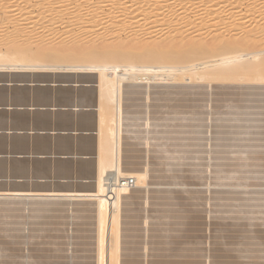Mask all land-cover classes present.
Wrapping results in <instances>:
<instances>
[{
    "label": "rangeland",
    "instance_id": "obj_1",
    "mask_svg": "<svg viewBox=\"0 0 264 264\" xmlns=\"http://www.w3.org/2000/svg\"><path fill=\"white\" fill-rule=\"evenodd\" d=\"M9 1H6V2H9ZM12 1H15V0H12ZM24 1L25 0H16V3L17 4L19 3V5H14V7H16L14 9L18 8V11L20 12L19 9H21V8L23 9L25 7V9L28 10V12L26 14L23 15V14H20L21 13L20 12V13H17L16 15L14 14V16H12V18H11V21L9 20V22L8 21L0 22V53H9V54H11V53L20 54L21 52L23 53L24 46L26 47L27 44L34 41V39L36 37H39V36L44 34L41 30L42 28H44L41 26V21H38L39 23L36 26L37 28H39L38 30H36L34 32H29L31 27L34 25V22H37V21H33V19L31 18L32 13L30 11L32 9V7H31L32 2L29 0H26L25 1L26 4H25V3H23ZM27 2H29V3H27ZM10 3H12V2L10 1L8 4L5 3V5H0V14L3 10H5V8H9L10 6H12V5H9ZM22 4H24V5H22ZM27 4H29V5H27ZM59 6L60 5H52V7L56 8V9H60ZM193 34L194 33L184 34V39L191 40V37L193 36ZM56 38L57 37H55L53 35H47V34L45 35L44 34V39L47 41H50V42H53L55 40L57 42L59 40L60 42L63 43V42H66L67 40H69L71 37H69V35L63 34L58 40ZM90 38L91 37H87V38H85V40L88 41ZM193 40H191L190 42H192ZM13 41H14V43H13ZM205 42H207V41L205 40L201 44H204ZM47 53H48V50H42L41 52H39V54H38L39 59L38 60L36 59V60L31 62L33 65H37V66H27L25 68L19 67L16 64L12 63L11 59L14 58L13 56L10 58L11 61L8 63H5L2 60H0V190L1 189L2 190H7V189L11 190L12 187H13V190H16L17 188L19 190H21L20 188H26L25 190H31L32 187L45 186L47 184L46 187L47 188L49 187L50 189H58V188L65 189L68 187L67 190L69 189L70 191L73 190L75 192L76 191L82 192L83 194H86V196H88V197H95L96 193H94V192L97 188L96 179H97V174H98L97 173V160H98V156L100 153V147L96 143L97 138L99 137L97 113H98V109H99L100 105L102 104V102L100 103L98 101L100 90H99V86L97 85L98 84L97 82H99L98 81L99 77H97V76H99V74H98L99 70H96V69L81 70V69H73V68H63L64 67V61L63 60L57 61V64L53 67H50L49 64H45L44 66L43 65L38 66V63L40 62V60L43 59L47 55ZM175 56H173L171 58L174 59ZM29 65H30V62H29ZM187 83L190 84L189 81H186L183 84L181 83V84H177L175 86L172 84H158V87L154 85V87L152 86L150 88V90H152V91H150L152 99L147 100L144 98V93H142L145 90V89H142L144 87L143 85H142V87L137 86V89H135L136 87L133 86L134 85L133 83L125 81L124 90L125 89L126 90L124 91L125 94L123 96L125 99L126 98L127 99L126 100L124 99V104H125V107L129 109V110L127 109L128 111H126V109H125V111H126L125 115L127 114V112L129 114H131L130 111L132 112V114L134 112L136 113V114L135 113L133 114L136 116V118H134L132 120L130 119L131 121L130 120L127 121V123H126L127 126H125L124 150L128 152L127 157H125V159H126L125 162H133V161L139 162V159H141L140 162H142V163L141 164H139L140 162L136 163L135 166H142L146 162H150L152 164H150L151 170H150L149 174H150V178L152 180L158 181V179H159L161 181V179H162L163 181H166V180L168 181V179L169 180L178 179L180 182L182 181L185 184L184 185L181 184L180 186L176 185V184H170V185L169 184H167V185L162 184L164 187L162 185L152 186L153 188L154 187L158 188L160 186L162 188L161 189L159 187L162 190L161 195L164 194V196L165 195L169 196V194H170L171 200H170V198H166V200H165V197L160 198V199L154 197L155 199L153 202V198H152V200L150 199L151 205L155 206V207H152V210L149 209V213L150 212L153 213V214H151V218H150L151 223L149 225V228L144 227V224H140L138 222L139 220L141 222L143 215H145L147 213L142 210V207L139 203L134 205L135 211L133 210L132 212H129V214L138 213V215L136 214L138 217H135L137 219H134V217H125V218H127V220H130L129 222L137 220V223L135 224L136 226L133 225V223H127L126 225L123 226L124 234L130 235V236L124 237L125 241L129 242V244L127 242H125L124 245L129 246L133 243V245L136 244V246L138 245L141 247V241L144 239H148L149 243L151 244V246L148 247L149 249H147V250L133 249V251L138 252V253H146L147 252L146 254L149 255L150 259L151 258H157L158 259V257L160 259L161 257L163 258L166 255V259H170L171 258L170 256H172L171 260L174 259V257H175L174 260L185 258V259H182L185 261H186V259L192 260V258H193V259H196V262H201V261L209 262L210 259H211L210 261L213 260L214 262L231 260L233 262L236 261L235 263L238 262V264H240V263H244V262H249L251 259L252 260L257 259L259 256L260 258H258V259H260V260L263 259L261 261H264V243H263L264 240H261V237H260V233L262 231H264V229H261L259 227L261 221H264V186H263L262 190H260V191L256 188L257 186H255V183L256 184L264 183V106H263L264 101H262L263 104L260 101V100H262V97L264 99V93H261V92H264V83H262V85L259 83L258 84L257 83H253V84L251 83L252 85H254V84L257 85L256 86L257 89L254 88L255 86L254 87L252 86L254 89H256V90H253V88L252 89L250 88L251 84L249 85V83H247V84L243 83L242 84V83L238 82L235 84V82L234 83L232 82L230 84V83H224V82H214V84L213 83L210 84V83H205V82H202V83L198 82V84L197 83L194 84L195 88H197L196 85H198L197 93H193V94H191V96H190V94H182V93L177 94V90H178V92H180L179 90H181L182 86L188 85ZM130 84H132V89L130 88V86H131ZM200 84H201V87H199ZM246 85H249V87ZM234 86H236V87H234ZM133 89L138 90L139 93L138 94L132 93L131 94L132 97H130L131 95H129V93H131V91ZM202 89H204V90H202ZM194 90L196 91V89H194ZM198 90H201L203 93L205 91H207V92H205L203 94L200 91L202 93L201 94V93H199ZM219 90H220V92H219ZM251 90H253V92L256 93V95L259 94V93H257L258 91L260 92V94L255 96V94ZM173 91H175V95L173 94ZM247 91H249L251 94ZM233 93H238V94L240 93L241 96L244 95L243 98L245 96H246V98L248 97L249 101L243 100V101H241V103H239L238 101H233L232 98H230L233 96L232 95ZM242 93H244V94H242ZM245 93H247V94L245 95ZM168 94H170V95H168ZM252 94L256 98H252L253 97ZM163 95H164V98H163ZM247 95H249L251 97H249ZM127 96H129L131 99H128ZM187 96H188V98H187ZM259 96H262V97H260L261 98L260 100L258 98ZM168 97L173 98L174 101L177 98L176 102L171 101L172 100L171 99V100H169V101H171L170 105H166L167 102H165V101L168 100V99H166ZM193 97H194V99H198V101L194 100ZM250 98L252 100H250ZM153 99L155 101H153ZM189 99H191V100L189 101ZM138 100L141 103L138 102ZM184 100H186V101H184ZM128 101H130V102H128ZM251 101H253V102H251ZM236 102L238 103V105ZM257 102H259V104ZM129 103H130V105H129ZM253 103H254V105H252ZM255 103H257V104H255ZM161 104H163V105L161 106ZM173 104H175V107L172 106ZM195 104H196V106H195ZM230 104H232V105L230 106ZM239 104L241 105V107ZM243 105H244V107H242ZM249 105H250V107L254 106V108H255V106L257 108L260 107V109L258 110L256 108L257 110L255 109L256 112L254 111V113H252V116L247 114V116L249 118L247 117L245 119L246 124H244V127H240V126L235 127L234 125L232 126L231 123H227L228 120H222L219 122V120L216 119V117H218L220 114H221V116H223L222 114H224V113L218 114L217 112H219V111L220 112H224V111L225 112H232V109H233V112H240L242 110L246 111L247 109L250 108V107H248ZM168 106H170V107H168ZM188 106H189V108H188ZM220 106H223L224 110L221 111L220 108L221 109H223V108ZM157 107L159 110L157 109ZM218 107H219V109H218ZM239 107H240V110H239ZM173 108L177 109V110H174ZM193 108H194L195 112H194ZM171 109L174 112L177 111L178 113H176V112L171 113V112H173V111H171V112L169 111ZM228 109H230V110H228ZM180 110H182V111H180ZM183 110H185V111H183ZM234 110H236V111H234ZM260 110H261V112L259 115L258 114L259 112H257V111H260ZM150 111H152L153 113ZM192 111L196 114H193ZM244 111H242V112H244ZM208 112L209 113L211 112L212 114L210 113V115H209ZM191 113H192V115H194L196 117L204 115L208 119L207 122L209 125L205 128H202V130L204 129L203 131H205L203 136L206 135L208 137L210 135V137L212 136V138H213V139L211 138V140H208V139L203 140V142L205 144L202 145L204 147L202 148V151L200 150L199 152L194 151V149L196 148L195 147L197 145L196 143L199 144L200 140L204 139L203 137L202 138L200 137V139L199 138L196 139L197 141L199 140V142H197L194 138L191 137L189 132H187V133L186 132H178L179 134L176 132L177 135L173 136L175 132L171 131L172 130L171 127H173L174 125H181V124H185V123H186L185 125L188 124L187 125L188 127L187 126H185V127H187V129H191V124L196 123V119L195 120L188 119V117L191 115ZM146 114L147 115L152 114V115H150L151 117H153L150 119V125L142 127L141 132H136V128L139 127V124H140L139 121L144 120V118L147 116ZM228 114H225V115H228ZM230 114L232 115V113H230ZM62 115H65L64 118H66V119H63ZM257 115H259L258 116L259 119H258ZM260 116H261V118H260ZM260 119H262L263 122H261ZM248 120H252L253 122L258 123L257 126L252 127V128L258 127L257 128L258 131H255L257 129L254 130L251 128L252 129L251 134L257 133L256 138H255V134L252 136L254 141L252 139L249 141L248 140L245 141V140L241 139V142L245 141L242 143L247 144L249 142L248 145L253 146V147H250L251 149L249 148V150H246L245 152H239V151H234V150L230 151L225 146H223V147L220 146V148H219V145L226 144V143H222V141H226V138H224V137L226 136L227 133H224L222 131V130L226 131L224 129V128H226L225 126H227L228 128L230 127L229 128L230 131H236L237 129H238L237 131H240L239 128H243L241 130L246 131V130H248V128H246ZM136 122H138L137 123L138 125L136 124ZM166 122L169 124L173 123L174 125L173 126L171 124L169 125V127L170 126L171 127H170V131L167 133L168 138L166 137L167 138L166 141L164 140V142H165L164 147L163 146L157 147V146H155L156 145V143H155V145L152 144L150 147L148 146V148H147L146 145L142 144V139H143L142 137L146 135L147 131L150 130V128H153L155 126L153 128L155 130L156 126H158L157 130H159L160 128L162 129V128H164V126H165L164 124ZM215 122H217V123L215 124ZM133 124L135 126L136 125L137 126L135 127ZM214 124L215 125L218 124L219 128H218V126H214ZM261 124H263V125L260 128ZM221 125H223L224 127ZM159 126H161V127L159 128ZM216 127H217V129H216ZM232 127L233 128L235 127L234 129H236V128L237 129L234 130ZM228 128H227V131L230 132L228 130ZM217 130L222 131L223 134H225V136L222 135V133L220 134L221 135L220 136L218 134V132H216ZM261 132H262V135H260ZM169 133L170 134L173 133L172 134L173 138L171 137V135ZM215 135H217V136H215ZM169 136H170V138H169ZM176 136L178 137V139L176 138ZM261 136H263V137H261ZM127 138H128V141H127ZM188 138H190V139H188ZM222 138L224 140H222ZM63 139L68 142V145L66 147L61 145V141ZM216 139H218V141H216ZM256 139L259 141V143ZM259 139H261V140H259ZM207 141H210V142L208 143ZM229 141L230 140L227 139L226 142H229ZM250 141L253 143L256 141L257 142L253 144ZM260 141H261L262 146L260 144ZM125 142H126V144H125ZM156 142H158V141H156ZM172 142H178V143L180 142L181 144L179 143L177 149H175V152L170 154V152L166 151V150H168L169 148H171V146H173ZM44 143H45V145H43ZM148 143H152V141H149ZM185 143H186V145H184ZM193 143H195L194 144L195 146L193 145ZM242 143H240V140H239V142L237 141L235 143V146H238V145L241 146ZM257 143L259 144L257 146L259 148V150L255 149V146L257 145ZM201 144H203L202 141H201L200 145ZM215 145L220 150H221V148L223 150L222 151L219 150L217 152L216 149H218V148L215 147ZM132 146L137 148V149L133 148ZM260 146L262 147L263 151L260 150L261 149ZM214 147H215V149H214ZM157 148H159V150ZM253 148H254V150H253ZM155 149H157V150H155ZM257 150H258V152H257ZM139 151H140V153H139ZM215 152H217V153L215 154ZM214 154L218 157L215 158ZM148 156H150V157H148ZM169 156H177V159H178L177 163H174L173 166L171 164H168V165H170V167L166 164L171 159V158H169ZM132 158H133V160L131 161ZM154 158L157 160V162ZM142 159H146V160H142ZM245 159H248L251 164L249 166L246 165V166L240 167L239 164H241ZM164 161H166V163ZM61 163H66L68 165L69 170L67 172L61 171V169H60ZM228 163H229V165H228ZM230 163H231V166H230ZM83 164H87V166H88L87 170H84L82 168ZM238 166H239L238 171H236L234 173H232V171H229V170H233L234 167L237 168ZM225 167H227V168H225ZM253 169H255V170H253ZM253 171H254V173H253ZM227 176H230V177H227ZM163 177L165 178V180ZM200 179H201V182L203 184H197L198 185L197 186L195 183H197ZM196 180H198V181H196ZM236 180H239L241 182V185H237L239 183H237ZM233 183L235 185H229V184H233ZM192 185H193V187H192ZM250 185H252V186L250 187ZM173 186H175V187H173ZM258 187H260V186H258ZM41 188H43V187H41ZM222 188H227V191L220 192V195L216 194V196L219 195L218 198H216V199L213 198V199H211L212 201L210 200V203H206L207 199H209L212 194L214 195L216 193L214 191L222 189ZM22 190H24V189H22ZM168 190L171 192H169ZM153 194H156V193L153 192ZM229 194H231V195H229ZM197 198H199V199H197ZM83 199H85V200L81 199L80 201L79 200L76 201V204L78 206L76 204L72 205V208H73L72 210L74 212L71 209H68L63 214L50 217V219H48L47 227H46V224L43 225V227L45 228V230H43V231L37 230V229L41 228L38 224H37L38 225L37 227L32 226V224L31 225L30 224H27V225L21 224L22 226H24V227H22V229L25 228V230L24 229L20 230V231L18 230L20 232V235H21L20 236L19 232H17V233L15 232V228L17 226L14 228V224L12 226V223H10V225L12 226L11 227L7 223H6V225L3 223H0V225L2 224V226H0V232H1L0 233V237H1L0 238V245H2V246H0L2 249V250L0 249V252L2 253V254L0 253L1 254L0 255V261L4 262V263L1 262L0 264H8V263L9 264H42V262H43V264H95L96 260L93 257L94 253H95L93 248H95L94 243L96 241V238H94L95 233H96L95 232L96 224L94 221H96V220L94 218L90 217L93 214V212L88 210L89 206L91 205L90 203L93 202L92 200H94V199H91V198H83ZM86 199H88V201H86ZM156 199H158V201ZM177 200H178V202H177ZM161 201L162 202H169L168 208H172L173 210H175V211H171V213H175L174 215H176L178 213L177 217L179 219L177 217H176V219H174V218L170 219L169 217L164 216L165 211H163V209H162L164 207L163 204H160V205L155 204L156 202H161ZM218 202L219 203L222 202L221 204L225 203L226 205H223V206H221L223 208L220 207L218 209V206H220ZM249 202H251V203H249ZM85 203H86V205H85ZM153 203H154V205H153ZM83 204H84V206H83ZM188 204H190L191 206L194 207V208L192 207L191 210L195 209L193 211H195L196 213H194L193 211L190 210V206ZM245 204H248L247 208H246ZM161 205H162V207H161ZM174 205H175V207H174ZM18 206H21L20 207L21 209ZM79 206H80V208H79ZM171 206H173V207H171ZM226 206H227V208H226ZM239 206H241V207H239ZM17 207L20 209V211L19 210L16 211L17 213H21V212L23 213V211H24L23 214H26L27 212H25V211H28V210H26L27 208H25V206L21 205L20 203L17 204ZM156 208H157V210H156ZM187 208H189L188 209L190 211V212L188 211L189 214L187 213ZM153 209H155V210H153ZM200 210H201V212L199 213L198 211H200ZM88 211L92 214L88 213ZM160 211H161V213H160ZM209 211L210 212L212 211V212L210 213ZM16 212L14 213L15 215H16ZM72 213H73V215H72ZM141 213H143V214H141ZM165 213H167V210ZM202 213H204V214H202ZM235 213L236 214L241 213V214L236 215ZM7 214L8 215L9 214L14 215L11 212L9 213V211L7 212ZM126 214H128V213H126ZM139 214L142 217H140ZM158 214H160V215H158ZM154 215L158 216V217H155ZM198 215L201 217H199ZM160 216H162L161 217L162 220L160 223L156 224L155 220L157 218H159ZM195 216H196V218L197 217L198 218L196 219ZM233 216H234V218L232 219ZM193 217H194V219H193ZM180 218L181 219L184 218L183 221H186V223L183 222L184 224L182 225L181 224L182 220ZM10 219H11V217H10ZM79 219H81V220H79ZM174 221H176V223ZM190 221H193V222L190 223ZM171 222H174V223H171ZM177 222L179 223V225ZM196 222H197V224L195 225L194 223H196ZM231 222H232V224H231ZM58 223H59V225H58ZM172 224H173V228L168 227V226H172ZM174 224L177 225L178 227L180 226V228L176 227ZM7 225L10 228H7L8 227ZM51 225H52V227H51ZM162 225H163V227H162ZM234 225H236V228H234L235 227ZM26 226H27V228H26ZM31 226L36 227L35 230H33V228L31 229ZM81 226H83V227H81ZM129 226L131 229L129 228ZM231 226H233V227H231ZM28 227H29V229H28ZM190 227H192L193 230ZM195 227H197V228H195ZM219 227H220V229H219ZM12 228L14 230H12ZM134 228L137 230H135ZM175 228H176V230H175ZM205 228H207V229H205ZM241 228H242V231H241ZM247 228H248V230H247ZM146 229H148V230H146ZM168 229H169V231H168ZM127 230L129 233H127ZM181 230H184V231L181 232ZM194 230L198 231V232H195ZM35 231H36V233H35ZM137 231L138 232L141 231V232L138 233ZM150 231H152V232H150ZM187 231L190 235L185 236ZM257 231L260 233L258 234ZM26 232L28 233L29 237L26 235L27 234ZM37 232L40 234H37ZM162 232L165 234H163ZM176 232H178V233L180 232V234H178ZM33 233L40 235V236L34 237V236H32ZM191 233H193L194 235L193 234L191 235ZM152 234H153V237H151ZM249 234H251V235H249ZM163 235L165 238L163 237ZM257 235H259V236L256 237ZM6 236H7V238H6ZM62 236H63V238H62ZM159 237H161L162 239ZM170 237H173V238H170ZM21 238H22V240H21ZM23 238H25V240ZM155 238H157V240ZM9 239L11 240L10 242H9ZM28 239H31V241H27ZM218 239H220V241ZM6 240H8V242H6ZM216 241L218 244L216 243ZM168 242L171 244H169ZM197 242H199V243H197ZM222 242L225 245H227V249H224L226 247H224L225 245ZM246 242H247L248 247L246 246ZM152 243H154V244H152ZM184 243L186 246H188L187 248H189V249L186 248ZM219 243L221 244V246ZM156 244L157 245L159 244V246H157ZM182 244L184 245L183 246V249L185 248L184 250H181ZM189 244L190 245L194 244L193 245L194 247L191 246V248H190ZM243 244H245V245H243ZM16 245H18V246H16ZM233 245H234V247H233ZM235 245H237V246H235ZM156 246L159 248H157ZM155 247L157 248V250ZM199 247L202 248L203 250L200 249ZM233 248H234V250H233ZM159 249H160V251L163 249L162 253L160 251H158ZM124 250L126 251V249H124ZM155 250H156V252H154ZM180 250L184 251V253L182 252V253L178 254V252H180ZM19 251H20V253H19ZM62 251L65 253H63ZM215 251L218 252V254ZM245 251L249 252V254L246 253ZM152 252H154V253H152ZM155 253H156V255H155ZM186 253H187V255H186ZM212 253H213V255H212ZM5 255H7L8 257H10V255H11L9 262H8L9 258L7 260V258H5L7 256H5ZM157 255H159V256H157ZM179 255H181L183 257H181ZM216 255H218V256H216ZM155 256H157V257H155ZM247 256H250V257H247ZM3 257L5 260L3 259ZM89 257H91V258H89ZM208 257H209V260H208ZM218 257H220V258H218ZM237 257L239 258V260H237ZM197 258L199 261L197 260ZM1 259H3V260H1ZM206 259H207V261H204ZM193 261H195V260H193ZM39 262H41V263H39ZM50 262H52V263H50Z\"/></svg>",
    "mask_w": 264,
    "mask_h": 264
},
{
    "label": "bare ground",
    "instance_id": "obj_2",
    "mask_svg": "<svg viewBox=\"0 0 264 264\" xmlns=\"http://www.w3.org/2000/svg\"><path fill=\"white\" fill-rule=\"evenodd\" d=\"M6 1H9V0H0V5H5V3L8 4L11 1L12 3H10L9 5H12V6H10V7L8 6L9 8H5V10H3L1 12L0 22H6V21L9 22V20L11 21V18H12V16H14V14L16 15L17 13L21 12L20 14L24 15L28 12V10H26L25 7L23 9L22 8L19 9L20 12L18 11V8L14 9V8H16V7H14V5H19V3L18 4L16 3V0L15 1L10 0L9 2H6ZM25 1L23 3H25ZM29 1L32 2V4H31L32 9L30 11L32 13L31 18L33 19V21H37V22H34V25L31 27L29 32H34V31L38 30L39 28H37L36 26L39 23L38 21H41V26L44 27L41 30L45 35L46 34L47 35H53V36L57 37L56 38L57 40L63 34L69 35V37H71V38L69 40H67L66 42H63V43L60 42L59 40L57 42H56V40L53 42H50V41H47L44 39V34H43L39 37H36L34 39V41H32L31 43H28L26 47L24 46L23 53L22 52L20 54L0 53V60H2L5 63H8L12 60V63L16 64L19 67H24V68L27 66H37V65H33L31 62L36 60V59L37 60L39 59L38 58L39 52H41L42 50H48L47 55L43 59L40 60V62L38 63V66H42V65L44 66L45 64H49L50 67H53L57 64V61L63 60L64 61V67L63 68H73V69H81V70H87V69L99 70V72H98L99 76H97V77H99V80H98L99 82H97L98 83L97 85L99 86V90H100L98 101L100 103L102 102V104L100 105V107L98 109V113H97L99 137L97 138L96 143L100 147V153H99L98 160H97V173H98L97 179H96L97 188L94 192V193H96L95 197H88V196H86V194H83L82 192H77V191L75 192L72 189H71L72 191H70L69 189L67 190L68 187L65 188V190H62V188L50 189L49 187L48 188L45 187L47 184L45 186H42L43 188H41V187L36 188L35 187L34 189L32 188L31 190H25L26 188H20L21 190H19L17 187L16 188L18 190L16 188H15L16 190H13V187L11 190H9L7 188H6L7 190L1 189L0 190V223H3L5 225L7 223L9 226H11L10 223H12V226L14 224V228L16 226L18 227V228L17 227L15 228L16 233L19 232L20 230H23V229L25 230V228L22 229V227H24L22 225H24V224H26V225L32 224V226H36V227L39 225L41 228L38 227L39 229H37V230L43 231V230H45L43 225L46 224V227H47L48 219H50V217L63 214L68 209L72 210L73 209L72 205L73 204L75 205L76 201H78V200L80 201L81 199L85 200L83 198H91L94 200H92L93 202L90 203L91 204L90 206L88 205L89 206L88 210L92 211L93 214L90 213L89 211H88V213L92 214L93 216L91 215L90 217L94 218L96 220V221H94L96 224V227H95L96 233H95V237H94V238H96V241L93 239L95 241V243H94L95 248H93V250L95 252L94 256H93L96 260V262L94 261L95 264H238V262L235 263L236 261L233 262L231 260L214 262L213 260L210 261L211 259L209 260V257H208L209 262H203L201 260H200L201 262H196V259H193V258H192V260L186 259V261L182 260L185 258L174 260L175 257H174V259L171 260L172 256H170V255H169L171 257V258L169 257L170 259H166V255L164 256L165 258L161 257L159 259V257H158V259L157 258H151L150 259L149 255L146 254L147 252L146 253H138V252L133 251V249H143V250L149 249L148 247H150L151 244L149 243L148 239H144L141 241V247L138 245L136 246V244L133 245L132 242H131L132 244L129 246L124 245L125 242H127V241H125L124 237L130 236V235L124 234L123 226L126 225L127 223H133V225H135L137 223V220L129 222L130 220H127V218H125V217H134V219H137L135 217H138L137 216L138 213H136L137 215L133 214V213L129 214V212H132L133 210L135 211L134 205L139 203L142 207V210L147 213V214L143 215V217L139 214L140 217H142V220H141V222H140V220L138 222L140 224H144V227L149 228V225L151 223V221H150L151 214H153L151 212L149 213V209L152 210V207H155V206L151 205L150 199L152 200V198H153V202L155 199L154 197L159 198V199L165 197V200H166V198H170V200H171L170 194H169V196L168 195L164 196V194L161 195V192H162L161 189L162 188L160 186L159 187L161 189L158 186H157L158 188H155V187L153 188L152 186L162 185V184H164V185L176 184V185L180 186L181 184H183V185L185 184L182 181L180 182L178 179H172V180L168 179V181L167 180L163 181L161 179V181H160L157 178L158 181L152 180L150 178V174H149L150 170H151L150 164H152L150 162L145 161L146 163L142 166H135V164L139 163L141 161V159H139V162H135V161L125 162V160H126L125 157H127V155H128V152L124 150L125 126H127L126 125L127 121H129L130 119L132 120V119L136 118V116L133 115L135 112L132 114L131 111H130L131 114H129L127 112V114L125 115V112L128 111L129 109L126 108L125 104H124L125 98L123 95L125 94L124 91L126 90V89L124 90V88H125L124 84H125V81L131 82L134 84L133 86L136 87L135 89H137V86L142 87V85H143L145 88L143 87L142 89H145V90L142 93H144V98L147 100L152 99L151 92H150L152 90H150V88L152 86L154 87V85L158 87V84H172L175 86L177 84H181V83L183 84L184 82L189 81L190 84L187 83L188 85L182 86L181 90H179L180 92H178L177 89L176 90H177V94L178 93L190 94V96L193 93H197L198 85H196L197 88H195L194 84H196V83L198 84V82H200V83L205 82V83H210V84H212V83L214 84V82H224V83H230V84L232 82L233 83L235 82V84L240 82L242 84L243 83L244 84L249 83V85L251 83L252 84L253 83H257V84L259 83L262 85V83H264V0H29ZM27 3H29V2H27ZM22 5H24V4H22ZM27 5H29V4H27ZM52 5H60L59 6L60 9L53 8ZM186 33H194L193 36L191 37V40L194 39L192 42H190L191 40L184 39V34H186ZM87 37H91V38L88 41H86L85 38H87ZM205 40L207 42H205L204 44H201ZM13 43H14V41H13ZM12 56L14 58H12L10 60V58ZM173 56H175L174 59L171 58ZM29 62H30V65H29ZM252 84L250 85V88L252 89L254 86H255L254 88H256L257 85H255V84L252 85ZM130 85H131L130 88L132 89V84H130ZM249 85H246V86L249 87ZM199 87H201V84L199 85ZM234 87H236V86H234ZM254 88H253V90L257 89V88L256 89H254ZM135 89H133L131 91V93H129V95H131L132 93L138 94L139 93L138 90H135ZM194 89H196V91ZM204 89H202V90H204ZM253 90H251V91L253 92ZM175 91H173L174 95H175ZM198 91H199V93L202 92L201 90H198ZM205 92H207V91H205ZM219 92H220V90H219ZM247 92H249V91H247ZM257 93L260 94L259 91ZM261 93H264V92H261ZM237 94L238 93H233L232 94L233 96L230 98H232L233 101H238L239 103H241V101H243V100H246V101L248 100V97L246 98V96H245L243 98L244 95L241 96L240 93L238 95ZM242 94H244V93H242ZM246 94L247 93H245V95ZM254 94H255V96L259 95V94L256 95V93H254ZM168 95H170V94H168ZM247 96H249V95H247ZM252 96H253V94H252ZM127 97H128V99H131L130 97H132V95L130 97L129 96H127ZM249 97H251V96H249ZM260 97H262V96L258 97L259 100L261 99ZM163 98H164V95H163ZM187 98H188V96H187ZM252 98H256V97L253 96ZM154 99H153V101H155ZM166 99H168L167 101L164 100L165 102L168 103V104L166 103V105H170V102L174 101L173 98H171V97H168ZM176 99L174 102H176ZM193 99H194V97H193ZM169 100H171V101H169ZM190 100L191 99H189V101ZM194 100L198 101V99H194ZM250 100H252V99L250 98ZM184 101H186V100H184ZM253 101H251V102H253ZM260 101H261V103H262V101H264L263 97H262V100H260ZM128 102H130V101H128ZM138 102H140V101L138 100ZM257 103L259 104V102H257ZM257 103H255V104H257ZM129 105H130V103H129ZM162 105L163 104H161V106ZM231 105L232 104H230V106ZM237 105H238V103H237ZM250 105L248 107H250ZM252 105H254V103ZM172 106L175 107V104H173ZM195 106H196V104H195ZM158 107H157V109H158ZM168 107H170V106H168ZM220 107L223 108V109L220 108L221 111L224 110L223 106H220ZM240 107H241V105H240ZM240 107H239V110H240ZM242 107H244V105ZM188 108H189V106H188ZM250 108L247 109L246 111L242 110L244 112H242V111L233 112V109H232V112H225V111L220 112L219 111V112H217L218 114H220V113H224V114H222L223 116H221V114L219 116L217 115L218 117H216V119L219 120V122L222 120H228L227 123H231L232 126L234 125L235 127H238V126L244 127V124H246L245 119L248 117L247 114L252 116V113H254V111L257 107L255 106V108H254V106H251ZM125 109H126V111H125ZM218 109H219V107H218ZM230 109H228V110H230ZM257 109L259 110L260 107ZM174 110H177V109H174ZM193 110H194V108H193ZM169 111L171 112L173 110L171 109ZM180 111H182V110H180ZM183 111H185V110H183ZM234 111H236V110H234ZM150 112H152V111H150ZM175 112L178 113L177 111H175ZM175 112L173 111L171 113H175ZM194 112H195V110H194ZM194 112H193V114H196ZM257 112H259L258 114L260 115L261 110L257 111ZM210 113H209V115H210ZM228 113L229 114L232 113V115L231 114L229 115ZM225 114H228V115H225ZM150 115H152V114H150ZM150 115L148 114L145 118L143 117L144 120H140L141 122L139 121L140 124H139V127L136 128V132H141L142 127L150 125V119L153 118ZM259 115H257V117ZM260 118H261V116H260ZM188 119H193V120L196 119V123L191 124V129H187L188 124L185 125L186 123L181 124V125H174L173 123L172 124L170 123L172 126L174 125L173 127L170 126L172 128L171 131L175 132L173 136L177 135L178 132H186V133L189 132L191 137L194 138L195 140L198 138L200 139V137L201 138L203 137L204 139L200 140V143L202 141L203 144L200 145V143L199 144L196 143L197 145L195 146L194 145L195 143H193V145L196 147L194 149V151H196V152H199L200 150L202 151V148L204 147L202 145L205 144L203 142V140H205V139L211 140V138H212V136L210 137V135L208 137L206 135L203 136L205 131H203L204 129L202 130V128H205L209 125L207 122L208 119L204 115L196 117V116L192 115V113L188 117ZM258 119H259V117H258ZM260 121L263 122L262 119H260ZM137 123L138 122H136V124ZM216 123L217 122H215V124ZM170 124L167 122L164 124L165 126L162 124L164 126V128L161 129L160 128L161 126H159V128L161 130L160 129L157 130L158 126H156L155 130L153 129L155 126L153 128H150V130L147 131L146 135L142 137L143 138L142 144L146 145L147 148H148V146L150 147L152 144L155 145V143H156L155 146H157V147H159V146L164 147V143H165L164 140L166 141V139L168 138L167 133L170 131V127H169ZM215 124H214V126H218V128H219V125H218L219 123L217 125H215ZM257 124L258 123H255L252 120H248V123L246 125V128H248V130H246V131H242L241 129H243V128H239L240 131H237L238 129L237 128H236L237 130L234 129L235 127L234 128L232 127V128L236 131H230L229 130L230 127L228 128L227 126H225L226 128H224V129L227 131V128H228V130L230 131V132H228V131L226 132V131L222 130L224 133H227L226 136H225V134H223L222 131L217 130L216 132H218L219 135L222 133V135L225 136L224 138H226V141H227V139L230 140L229 142L222 141V143H226V144H221L219 142L221 144V145H219V148H220V146L221 147L225 146L230 151L234 150V151H239V152H245L246 150H249V148L253 147V146L248 145L249 142L247 144L242 143V142H245L246 140L249 141L251 139L253 140L252 136L254 134H255V138H256L257 133L251 134L252 133L251 130L257 129L258 127L252 128V127L257 126ZM262 125L263 124L260 125V128ZM185 126H187V127H185ZM221 126H223V125H221ZM198 128L199 129L201 128V129L199 130ZM216 129H217V127H216ZM255 131H258V129ZM172 134H170L171 137H172ZM260 135H262V132ZM215 136H217V135H215ZM261 137H263V136H261ZM169 138H170V136H169ZM176 138L178 139L177 136H176ZM188 139H190V138H188ZM241 139L245 140V141L241 142ZM261 139H259V140H261ZM222 140H224V139L222 138ZM239 140H240V143H242V145L241 146H239V145L235 146V143L237 141L239 142ZM127 141H128V138H127ZM149 141H152V143H148ZM156 141H158V142H156ZM216 141H218V139H216ZM197 142H199V140ZM207 142L209 143L210 141H207ZM256 142H254V143H256ZM179 143L178 142H172L173 146H171V148H169L166 151H169L170 154L174 153L175 149H177ZM251 143H253V142H251ZM258 143H259V141H258ZM258 143H257V145L255 144L256 145L255 149L259 150V148L257 147L259 145ZM125 144H126V142H125ZM260 144H261V141H260ZM184 145H186V143ZM261 146H262V144H261ZM215 147H217V146L215 145ZM215 147H214V149H215ZM133 148H135V147H133ZM219 148L216 149L217 152L220 150ZM135 149H137V148H135ZM157 149L159 150V148H157ZM157 149H155V150H157ZM222 150L223 149L221 148L220 151H222ZM253 150H254V148H253ZM258 150H257V152H258ZM260 150H262V147ZM217 152H215V154ZM139 153H140V151H139ZM148 157H150V156H148ZM214 157L217 158L218 156L215 155ZM169 158H171V159L167 163H166V161H164L167 165L171 164L173 166L174 163H177V160H178L177 156H169ZM132 160H133V158L131 159V161ZM142 160H146V159H142ZM156 162H157V160H156ZM141 163L142 162H140L139 164H141ZM250 164H251L250 161L248 159H245L241 164H239V166L240 167L246 166V165L249 166ZM228 165H229V163H228ZM168 166L170 167V165H168ZM230 166H231V163H230ZM239 166L237 168L234 167L233 170H229V171H232V173H234V172L238 171ZM82 168L84 170H87L88 169L87 164H83ZM225 168H227V167H225ZM253 170H255V169H253ZM253 173H254V171H253ZM227 177H230V176H227ZM131 179H132V182H131ZM164 180H165V178H164ZM196 181H198V180H196ZM236 182L239 183L237 185H241V182L239 180H236ZM195 184L197 185V184H203V183L201 182V179H200ZM229 185H235V184L233 183V184H229ZM251 186L252 185H250V187ZM255 186H257L256 188L260 191V190H262L264 183H262V184L261 183L260 184L255 183ZM258 186H260V187H258ZM173 187H175V186H173ZM192 187H193V185H192ZM22 189H24V190H22ZM225 191H227V188H222V189L214 191L216 193L214 195L212 194L211 197L209 199H207L206 203H210V200L213 198L214 199L218 198V196L220 195V192H225ZM153 192L156 194H153ZM169 192H171V191H169ZM216 194H219V195L216 196ZM229 195H231V194H229ZM197 199H199V198H197ZM156 200L158 201V199H156ZM86 201H88V199H86ZM177 202H178V200H177ZM19 203L21 205L25 206V208H27L26 210H28V211H25V212H27L26 214H23L24 211H23V213L21 212L22 214L16 212L18 210L20 211V209H21L20 208L21 206H18L20 209L17 207V204H19ZM221 203H219L220 206H218V209L221 206L226 205L224 202H223L224 204H221ZM249 203H251V202H249ZM155 204H159V205L163 204V206H164L162 208L163 211L166 212V210H167V213L164 212V216L169 217L170 219H173V218L176 219L178 213L176 215H174L175 213H171V211H175V210H173L172 208H168L169 202H162L161 201V202H156ZM85 205H86V203H85ZM153 205H154V203H153ZM188 205L190 206V210H191L193 206H191L190 204H188ZM247 205L248 204H245L246 208H247ZM83 206H84V204H83ZM161 207H162V205H161ZM171 207H173V206H171ZM174 207H175V205H174ZM239 207H241V206H239ZM79 208H80V206H79ZM221 208H223V207H221ZM226 208H227V206H226ZM188 209L189 208H187V213L189 214L190 211ZM153 210H155V209H153ZM156 210H157V208H156ZM193 210H195V209H193ZM193 210H191V211H193ZM8 211H9V213L11 212L12 214H14L16 212V215L15 214L14 215H10V214L8 215L7 214ZM161 211H160V213H161ZM193 212L196 213L195 211H193ZM198 212L200 213L201 210ZM126 213H128V214H126ZM141 214H143V213H141ZM202 214H204V213H202ZM239 214H241V213H239ZM239 214L237 213L236 215H239ZM72 215H73V213H72ZM158 215H160V214H158ZM196 216H195V218H196ZM10 217H11V219H10ZM155 217H158V216H155ZM161 217L162 216H160L157 219L155 218L156 224L161 222V220H162ZM199 217H201V216H199ZM233 218H234V216L232 217V219ZM183 219H181L182 225L184 223H186V221H183ZM193 219H194V217H193ZM79 220H81V219H79ZM174 222L176 223V221H174ZM174 222H171V223H174ZM191 222H193V221H190V223ZM194 224L196 225L197 222ZM231 224H232V222H231ZM58 225H59V223H58ZM178 225H179V223H178ZM0 226H2V224ZM9 226L7 228H10ZM32 226H31V229L33 228V230H35L36 227H32ZM175 226L178 227L177 225H175ZM234 226H235L234 228H236V225H234ZM51 227H52V225H51ZM81 227H83V226H81ZM162 227H163V225H162ZM168 227L173 228V224H172V226H168ZM231 227H233V226H231ZM26 228H27V226H26ZM129 228H130V226H129ZM178 228H180V226ZM190 228H192V227H190ZM195 228H197V227H195ZM28 229H29V227H28ZM205 229H207V228H205ZM219 229H220V227H219ZM12 230H14V229L12 228ZM135 230H137V229H135ZM146 230H148V229H146ZM175 230H176V228H175ZM192 230H193V228H192ZM247 230H248V228H247ZM168 231H169V229H168ZM183 231L184 230H181V232H183ZM241 231H242V228H241ZM140 232H138V233H140ZM150 232H152V231H150ZM195 232H198V231H195ZM35 233H36V231H35ZM127 233H129L128 230H127ZM176 233H178V232H176ZM187 233H188V231H187ZM187 233L185 236L190 235L189 233L188 234ZM259 233L260 232H258V234ZM37 234H40V233L37 232ZM37 234L33 233L32 236H34V237L40 236ZM163 234H165V233H163ZM178 234H180V232ZM192 234L193 233H191V235ZM19 235H20V232H19ZM26 235L28 236V233ZM249 235H251V234H249ZM258 236L259 235H257L256 237H258ZM151 237H153V234ZM163 237H164V235H163ZM173 237H170V238H173ZM6 238H7V236H6ZM25 238H23V239L25 240ZM62 238H63V236H62ZM159 238H161V237H159ZM155 239L157 240V238H155ZM220 239H218V240L220 241ZM21 240H22V238H21ZM10 241L11 240L9 239V242ZM27 241H31V239H28ZM6 242H8V240H6ZM127 243L129 244V242H127ZM185 243H184V245H185ZM197 243H199V242H197ZM216 243H217V241H216ZM152 244H154V243H152ZM159 244L158 245L156 244V245L159 246ZM169 244H171V243H169ZM184 245L182 244L181 250L185 249V248L183 249ZM193 245L194 244L190 245V248H191V246L194 247ZM243 245H245V244H243ZM0 246H2V245H0ZM16 246H18V245H16ZM220 246H221V244H220ZM235 246H237V245H235ZM246 246L248 247L247 242H246ZM187 247L188 246H186V248ZM224 247H226L224 249H227V245H225ZM233 247H234V245H233ZM157 248H159V247H157ZM157 248H156V250H157ZM0 249H1V247H0ZM124 249H126V251ZM187 249H189V248H187ZM200 249H202V248H200ZM156 250L154 252H156ZM162 250L160 251V249H159L158 251H160L162 253ZM181 250H180V252H178V254H180L182 252L184 253V251H181ZM233 250H234V248H233ZM154 252H152V253H154ZM19 253H20V251H19ZM63 253H65V252H63ZM216 253L218 254V252H216ZM246 253L249 254V252H246ZM155 255H156V253H155ZM186 255H187V253H186ZM212 255H213V253H212ZM5 256H7V255H5ZM157 256H159V255H157ZM157 256H155V257H157ZM179 256H181V255H179ZM216 256H218V255H216ZM10 257H11V255H10ZM10 257H8V256L5 257V258H7V260L9 258L8 262L10 261ZM181 257H183V256H181ZM220 257H218V258H220ZM247 257H250V256H247ZM89 258H91V257H89ZM258 258H260V257L258 256ZM258 258L253 259V260L251 259L249 262H244V263H240V264H264V261H261L263 259L260 260ZM3 259H4V257H3ZM3 259H1V260H3ZM193 260H195V261H193ZM197 260H198V258H197ZM237 260H239L238 257H237ZM204 261H207V259ZM1 262H3V261H0V263ZM39 263H41V262H39ZM50 263H52V262H50ZM42 264H43V262H42Z\"/></svg>",
    "mask_w": 264,
    "mask_h": 264
},
{
    "label": "crops",
    "instance_id": "obj_3",
    "mask_svg": "<svg viewBox=\"0 0 264 264\" xmlns=\"http://www.w3.org/2000/svg\"><path fill=\"white\" fill-rule=\"evenodd\" d=\"M65 117V115H62V118L63 119H66V118H64ZM43 145H45V143L43 144ZM61 145L62 146H67L68 145V142L66 141V140H62L61 141ZM60 169H61V171H63V172H67L68 170H69V168H68V165L66 164V163H61L60 164ZM36 188H39V187H42V186H35ZM35 187H32V188H35ZM46 187V186H45ZM62 190H65V189H62Z\"/></svg>",
    "mask_w": 264,
    "mask_h": 264
},
{
    "label": "snow or ice",
    "instance_id": "obj_4",
    "mask_svg": "<svg viewBox=\"0 0 264 264\" xmlns=\"http://www.w3.org/2000/svg\"><path fill=\"white\" fill-rule=\"evenodd\" d=\"M259 227H260L261 229H264V221H261ZM260 236H261V239L264 240V231H262V232L260 233Z\"/></svg>",
    "mask_w": 264,
    "mask_h": 264
},
{
    "label": "built area",
    "instance_id": "obj_5",
    "mask_svg": "<svg viewBox=\"0 0 264 264\" xmlns=\"http://www.w3.org/2000/svg\"><path fill=\"white\" fill-rule=\"evenodd\" d=\"M131 182H132V179H131Z\"/></svg>",
    "mask_w": 264,
    "mask_h": 264
}]
</instances>
